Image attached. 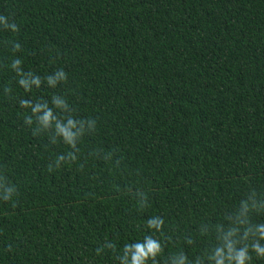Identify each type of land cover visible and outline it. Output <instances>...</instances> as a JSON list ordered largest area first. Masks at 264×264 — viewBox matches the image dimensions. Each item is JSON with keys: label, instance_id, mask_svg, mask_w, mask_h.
<instances>
[{"label": "trees", "instance_id": "1", "mask_svg": "<svg viewBox=\"0 0 264 264\" xmlns=\"http://www.w3.org/2000/svg\"><path fill=\"white\" fill-rule=\"evenodd\" d=\"M0 264H264V0H0Z\"/></svg>", "mask_w": 264, "mask_h": 264}]
</instances>
